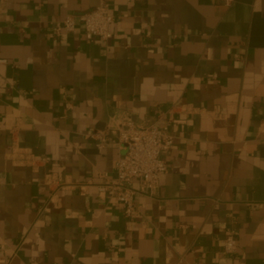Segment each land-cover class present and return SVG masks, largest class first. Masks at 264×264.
Segmentation results:
<instances>
[{
  "label": "crops",
  "instance_id": "1",
  "mask_svg": "<svg viewBox=\"0 0 264 264\" xmlns=\"http://www.w3.org/2000/svg\"><path fill=\"white\" fill-rule=\"evenodd\" d=\"M101 2L111 40L55 33ZM126 118L176 137L133 220L81 188ZM0 264H264V0H0Z\"/></svg>",
  "mask_w": 264,
  "mask_h": 264
},
{
  "label": "built area",
  "instance_id": "2",
  "mask_svg": "<svg viewBox=\"0 0 264 264\" xmlns=\"http://www.w3.org/2000/svg\"><path fill=\"white\" fill-rule=\"evenodd\" d=\"M235 0H223L230 5ZM115 17L110 4L101 2L93 10L80 15H68L55 29L59 36L73 34L77 26L83 27L85 39L109 41L112 39L111 25ZM73 105L65 102V112ZM97 149L108 147L118 148L122 154L115 161V177L104 178L100 183L87 182L81 188L95 186L104 199L118 201L123 209V215L129 220L141 216V209L136 203L140 192L154 194L159 186L161 177L169 169L165 155L175 146L176 137L167 125H139L131 118H126L105 131H95L85 135ZM32 157V156H31ZM139 185L136 189L135 185ZM237 252V239L234 231H229L223 241V255H234Z\"/></svg>",
  "mask_w": 264,
  "mask_h": 264
}]
</instances>
